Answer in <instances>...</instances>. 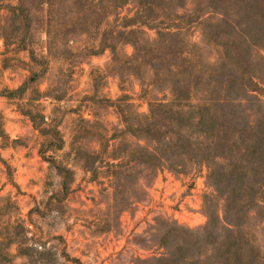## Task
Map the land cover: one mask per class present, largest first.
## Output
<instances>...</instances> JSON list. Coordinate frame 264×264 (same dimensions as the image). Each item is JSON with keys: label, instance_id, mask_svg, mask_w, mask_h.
<instances>
[{"label": "rangeland", "instance_id": "1", "mask_svg": "<svg viewBox=\"0 0 264 264\" xmlns=\"http://www.w3.org/2000/svg\"><path fill=\"white\" fill-rule=\"evenodd\" d=\"M0 264H264V0H0Z\"/></svg>", "mask_w": 264, "mask_h": 264}, {"label": "trees", "instance_id": "2", "mask_svg": "<svg viewBox=\"0 0 264 264\" xmlns=\"http://www.w3.org/2000/svg\"><path fill=\"white\" fill-rule=\"evenodd\" d=\"M163 106L159 103L154 106H151L150 113L143 115L141 120H139V127L143 132V141L145 145L142 148V162L144 164L145 171L147 176H150L154 171H158L160 168L164 167L171 158V134L165 133L163 129H159L157 123V114L159 107ZM168 107V105L164 106ZM171 135V136H170ZM164 136V140L167 141L168 147L167 151L160 153V148L158 147V138Z\"/></svg>", "mask_w": 264, "mask_h": 264}]
</instances>
